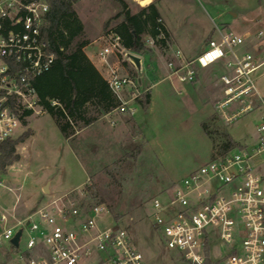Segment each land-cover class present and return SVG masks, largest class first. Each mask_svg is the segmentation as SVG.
I'll return each instance as SVG.
<instances>
[{"label": "built area", "instance_id": "built-area-1", "mask_svg": "<svg viewBox=\"0 0 264 264\" xmlns=\"http://www.w3.org/2000/svg\"><path fill=\"white\" fill-rule=\"evenodd\" d=\"M49 11L48 0H0V144L21 136L16 133L27 113H40L33 82L56 61L42 36ZM158 23L166 27L162 19ZM217 32L218 38L210 40L194 59L177 51L176 59L168 63L169 78L193 84L200 69L225 60L228 72L219 79L224 98L217 111L231 123L242 114L262 110L255 137L250 144L214 156L164 199L154 198L153 227L183 264H264V97L257 85L264 78V47L260 45L264 32L238 35L218 27ZM103 40L100 59L119 102L114 112L134 116L135 105L149 90L140 87L136 76L121 73L114 61L126 58L141 70L143 58L139 57L138 68L119 34L111 33ZM161 40H165L161 29L157 38L142 36L147 49L157 47ZM90 182L88 178L87 187ZM85 194L86 189L52 195L13 226L2 213L0 264H145L129 231L113 217V225L103 224L111 212L103 203L88 204ZM20 230L16 248L12 240Z\"/></svg>", "mask_w": 264, "mask_h": 264}, {"label": "rangeland", "instance_id": "rangeland-1", "mask_svg": "<svg viewBox=\"0 0 264 264\" xmlns=\"http://www.w3.org/2000/svg\"><path fill=\"white\" fill-rule=\"evenodd\" d=\"M150 1L124 0L131 14H137L142 10L140 5L145 7ZM157 6L171 31L169 43L173 49L188 40L195 43L192 51L195 55L205 49L210 36L218 38L217 27L238 35L264 32V12L257 0H159ZM74 9L83 32L72 48L89 42L91 49L98 51L104 45L103 39L124 20L122 8L115 0H79ZM260 16L262 20L257 21ZM147 55L143 57L141 70L128 62L124 68L121 62L126 58L114 61L121 73L136 76L141 88L151 87L154 98L150 111L141 104L135 105L136 126L129 120L132 116L113 111L108 118L101 117L91 130L82 127L76 136L66 140L52 116L42 108H37L40 113L25 117L16 135L29 130L33 135L17 145L20 161L9 166L6 173L0 171V216L2 213L8 216L10 226L25 220L35 207L51 199L52 196L43 192L47 183L58 197L86 189L88 204L103 203L111 212L112 216L105 218L103 224L113 225L115 220L127 229L145 264H183L165 247L153 227L152 200L164 199L190 172L214 156L228 152L227 137L236 147L240 143L250 144L262 110L257 108L226 123L214 105H207L210 97L205 88V80L219 81L228 72L226 65H218L201 78L193 91L191 84H181L176 79L162 80L164 76L154 71L156 64ZM169 59H162L160 67ZM257 85L264 97V78L258 79ZM218 97L223 100V93ZM85 115H94L92 107L86 108ZM204 115L211 116L205 123ZM120 118L124 120L121 122ZM88 178L90 187L86 185ZM116 215L119 220L115 219ZM3 229L0 219V234ZM25 240L26 235L23 244Z\"/></svg>", "mask_w": 264, "mask_h": 264}, {"label": "trees", "instance_id": "trees-1", "mask_svg": "<svg viewBox=\"0 0 264 264\" xmlns=\"http://www.w3.org/2000/svg\"><path fill=\"white\" fill-rule=\"evenodd\" d=\"M50 11L42 27V36L49 43L56 61L52 69L39 76L33 82L38 94V104L43 111L52 116L66 140L71 139L82 127L97 123L101 117L115 111L119 102L112 93L106 80L85 53L90 44L81 42L72 48L74 40L83 32V25L74 9L79 0H48ZM122 8V24L113 33L119 34L123 46L131 54L144 55L150 52L142 36L157 38L159 29L164 32L165 40L158 46L165 47L170 35L165 26L158 23L161 15L156 5L142 8L137 14H131L124 0H115ZM122 61V59H121ZM126 68L127 62H121ZM151 102L150 93L143 96L141 106L148 110ZM94 110L93 116H86V108ZM32 112L26 115H32ZM79 128V129H78ZM33 135L29 130L18 139L0 144V171L20 161L16 152L18 144L24 143ZM236 147V143L227 137L226 150ZM116 215L115 219L119 220Z\"/></svg>", "mask_w": 264, "mask_h": 264}, {"label": "crops", "instance_id": "crops-1", "mask_svg": "<svg viewBox=\"0 0 264 264\" xmlns=\"http://www.w3.org/2000/svg\"><path fill=\"white\" fill-rule=\"evenodd\" d=\"M158 3H159V0H151L150 1V3L149 4H147V6H149V5H151V4H154V5H156V7L158 8ZM257 3L260 5V8H261V11H263L264 12V0H257ZM142 8H145V7H147V6H142V5H140ZM158 11H159V8H158ZM159 13H160V15H162L161 14V12L159 11ZM259 20H262V16H260L258 19H257V21H259ZM165 25H166V27H167V31H168V33H169V35H170V41L172 40V34H171V31L168 29V26H167V24H166V22H165ZM259 32V31H258ZM247 33H257V32H255V31H248ZM247 33H245V34H247ZM213 39H216L215 37H214V35H212V36H210L209 38H208V41H207V45H208V43H209V41L210 40H213ZM264 42V40H262L261 42H260V45H262V43ZM171 43V42H170ZM169 43V41L167 42V45L165 46V47H163V48H161V47H159V46H157L156 48H152V49H149L150 50V52L149 53H147L148 55H147V58H150V60L153 62V64L155 65L156 64V67L154 68L155 70L154 71H156L160 76H164L163 77V79L162 80H166V79H170L169 78V76H170V70H169V68H168V63L170 62V61H174L175 59H176V57H175V54H176V52L177 51H181L182 53H183V55L187 58V59H189V60H191V59H194V58H196L201 52H203L204 50H202V51H200L199 53H197V55H195V53H193L192 51L194 50L193 49V47H194V42H188V40L185 42V43H183L179 48H177V49H173V44L171 43L170 44ZM207 45H206V47H207ZM263 46V45H262ZM205 47V48H206ZM103 48V47H102ZM102 48H100L98 51H95V50H93V49H91V45L89 44L86 48H85V53H86V55L88 56V58L90 59V61L95 65V67L99 70V72L102 74V76L107 80V78H108V73H107V71L105 70V68L103 67V62H102V60L100 59V52L102 51ZM166 48H168V49H166ZM247 49H249V50H256V47H249V48H247ZM168 50V51H167ZM146 57V54H144V55H142L141 57L143 58V57ZM192 57V58H191ZM154 58H156L155 60H154ZM168 59V58H170L169 59V61L167 62V64H165V65H163V67L161 68L160 67V65L159 64H163V62H162V59ZM191 58V59H190ZM143 60H144V58H143ZM154 60V61H153ZM156 61V62H155ZM223 66V65H226V63H217V64H215V65H213V66H211V67H209V68H207V69H200L199 71H198V77H197V80H196V82L195 83H193V84H191L192 86L190 87V89H192L193 91H194V87H195V84H197V83H199V81L201 80V78H205L210 72H213V69H215L217 66ZM174 79H176L175 77H173L172 79H170V80H174ZM177 80V79H176ZM178 81V80H177ZM179 82V81H178ZM180 83V82H179ZM221 84H220V82L219 81H216V82H213V83H211V82H209V81H207V80H205V88H206V91L208 92V95H209V97H210V99L208 100V104L207 105H214L215 106V109L217 108V104L220 102V100L222 99H220L218 96L219 95H222V93H223V87L220 89L219 88V86H220ZM143 89H148L149 90V93H150V97H151V102H150V105H149V111H150V108H151V106H152V102H153V98H154V96H153V93H152V90H151V87H147V88H143ZM224 95V94H223ZM222 101V100H221ZM204 105H205V103H203ZM206 106V105H205ZM147 111V110H146ZM215 111V110H214ZM214 113V112H213ZM204 114H205V112H204ZM261 114V113H260ZM205 117V119H203V123H205V122H207L210 118H211V116H209V115H204ZM208 116V117H207ZM107 117V116H106ZM108 118V117H107ZM124 118V117H123ZM123 118H120V121L122 122L124 119ZM259 119H260V116H259ZM129 120H131V122L132 123H134L133 122V120H134V116H132V119H129ZM202 123V124H203ZM96 124V123H95ZM135 124V123H134ZM94 125V124H93ZM93 125H91V126H88V127H86V128H90V130H91V128H92V126ZM135 126H136V124H135ZM78 134V133H77ZM76 134V135H77ZM75 135V136H76ZM253 142V141H252ZM242 145H245V144H242V143H240L239 144V147L240 146H242ZM191 173V172H190ZM189 173V174H190ZM52 191V190H51ZM53 195V194H52Z\"/></svg>", "mask_w": 264, "mask_h": 264}, {"label": "water", "instance_id": "water-1", "mask_svg": "<svg viewBox=\"0 0 264 264\" xmlns=\"http://www.w3.org/2000/svg\"><path fill=\"white\" fill-rule=\"evenodd\" d=\"M130 59L136 64V66L138 68H140V58L135 56V55H132L130 54ZM43 192L44 194L46 195H50L52 196V191H51V188H50V183H47L44 187H43ZM21 236H22V230H20L16 236L14 237V239L12 240V244L17 248L19 247V242H20V239H21Z\"/></svg>", "mask_w": 264, "mask_h": 264}]
</instances>
